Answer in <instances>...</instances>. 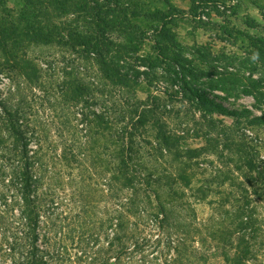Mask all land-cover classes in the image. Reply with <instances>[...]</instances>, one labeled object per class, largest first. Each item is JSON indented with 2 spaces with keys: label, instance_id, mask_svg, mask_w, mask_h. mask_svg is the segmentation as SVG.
Returning a JSON list of instances; mask_svg holds the SVG:
<instances>
[{
  "label": "rangeland",
  "instance_id": "rangeland-1",
  "mask_svg": "<svg viewBox=\"0 0 264 264\" xmlns=\"http://www.w3.org/2000/svg\"><path fill=\"white\" fill-rule=\"evenodd\" d=\"M154 1L153 8L172 13L167 28L201 73L197 82L204 88L211 75L203 74L210 68L201 56L194 58V48H210L219 58L238 56L231 64L240 68L242 46L247 48L248 41L236 31L264 36V0ZM22 2L2 0L10 11ZM198 4L205 6L200 10ZM72 20L62 16L55 22L68 30ZM250 20L255 28L246 24ZM225 29L233 30L235 38ZM63 33L64 39L50 44L22 45L19 54L37 71L28 79L13 73L12 80L3 72L0 91L8 99L16 84L25 87V106L33 108L32 126L39 128L46 154L41 194L46 204H56L52 220L67 226L73 254L86 232L91 256L97 252L106 264H116L123 246L129 250L121 264H264V109L254 107L251 95L225 97L214 90L220 104L250 114L237 118L211 113L176 95L164 78L140 81L130 97L122 96L105 79L96 57L80 53L81 47L75 48ZM154 45L148 41L141 53H153ZM78 85L85 88L82 96L75 91ZM135 105L139 112L156 110L157 119L134 131L136 153L129 155L122 130ZM94 113L110 123H92ZM254 117L263 119L249 123ZM164 132L180 141L171 148L162 146L158 136ZM128 156L134 159V171L126 181L121 162ZM248 157L255 169L246 165ZM115 224L125 229L121 242L109 236ZM0 264H11L3 251Z\"/></svg>",
  "mask_w": 264,
  "mask_h": 264
},
{
  "label": "trees",
  "instance_id": "trees-1",
  "mask_svg": "<svg viewBox=\"0 0 264 264\" xmlns=\"http://www.w3.org/2000/svg\"><path fill=\"white\" fill-rule=\"evenodd\" d=\"M22 1L19 8L10 11L0 0V53L4 59L0 62V78L5 71L9 73L10 80L14 77L13 73L25 79L30 78L29 75L37 69L25 56L19 54L22 45L30 47L50 44L57 38L64 39L63 32H66V37L75 48L81 47L80 53L96 57L105 79L122 96L130 97L132 88L138 86L140 81L164 78L171 88H176V95L180 93L185 99L198 105L199 109L211 113L218 111L237 118L248 117L250 114V111L231 110L220 104L217 101L219 96L213 93L214 90L221 91L225 97L242 93L251 95L255 100L254 107L261 111L264 109L262 35L236 31L237 36L248 41L247 48L244 44L242 46L245 48L242 49L245 56L239 58L240 68L231 64V61H235L233 58L237 59L238 56L222 55L224 60H221L222 57L214 56L210 48H202L206 53H202L200 48H194V58L196 55L201 56V61L206 62L210 68V73L203 74L211 75L208 82H204L207 87L204 88L198 86L200 82H197L201 73L186 57V50L177 42L176 36L167 28L171 24L172 13L153 8L154 0ZM162 1L169 5L168 0ZM196 2L193 1V4ZM199 5L200 10L201 6H205ZM62 16L73 17L67 24L68 30L55 22ZM262 17L264 19V9ZM246 24L256 27L254 20ZM115 32L117 37L114 39ZM224 33L235 38L233 30L225 29ZM151 40L155 44L153 53L142 54L143 48ZM220 60L226 64L220 65ZM23 86L20 82L16 84L9 92L8 99H3L0 91V186L4 191H0V215L5 214L1 218L3 250L0 251L8 255L11 264H106L99 261L97 252L91 256L88 250L90 237L86 232L77 239L75 246L78 251L73 254L67 243V226L52 220L50 211L56 204H46L48 200L41 194L47 172L44 142L39 128L32 126L35 114L32 107L25 106L27 98ZM75 91L82 96L85 88L78 85ZM133 95L136 97V94ZM174 96L173 94L172 97ZM138 109L135 105L133 110H129V118L126 112L123 115V118L127 117L125 120H129L122 130V135L128 139L126 144L129 155L136 153L134 131L147 124L150 119H157L156 110L139 112ZM93 115L95 120L92 123H110L104 115ZM262 119L254 117L249 123L254 124ZM158 139L162 146L170 148L180 141L179 137L167 132L160 133ZM133 160L132 156H128L121 162L122 171L127 173L126 181L132 180L130 174L134 171ZM246 163L249 168L255 169L252 157H248ZM9 177L11 183L6 185ZM49 201L54 202L52 198ZM122 230H125L122 224H115L109 229V236L121 242L123 237L119 235L123 233ZM107 245L113 247L111 242ZM128 250L124 246L121 248L115 257L116 264L123 262Z\"/></svg>",
  "mask_w": 264,
  "mask_h": 264
},
{
  "label": "built area",
  "instance_id": "built-area-1",
  "mask_svg": "<svg viewBox=\"0 0 264 264\" xmlns=\"http://www.w3.org/2000/svg\"><path fill=\"white\" fill-rule=\"evenodd\" d=\"M201 17H202V19H205V14H202V16H201Z\"/></svg>",
  "mask_w": 264,
  "mask_h": 264
}]
</instances>
